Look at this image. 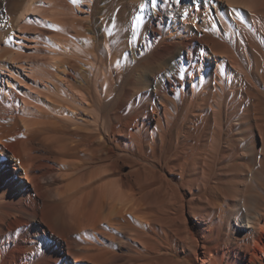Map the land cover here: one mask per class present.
I'll use <instances>...</instances> for the list:
<instances>
[{
  "label": "bare ground",
  "instance_id": "bare-ground-1",
  "mask_svg": "<svg viewBox=\"0 0 264 264\" xmlns=\"http://www.w3.org/2000/svg\"><path fill=\"white\" fill-rule=\"evenodd\" d=\"M0 67V264H264V0H0Z\"/></svg>",
  "mask_w": 264,
  "mask_h": 264
},
{
  "label": "rangeland",
  "instance_id": "rangeland-1",
  "mask_svg": "<svg viewBox=\"0 0 264 264\" xmlns=\"http://www.w3.org/2000/svg\"><path fill=\"white\" fill-rule=\"evenodd\" d=\"M78 54H79V52H78ZM2 68L0 67V88H1V86H2V83H3V81H2V78H3V76L2 75H4L3 73H4V70L2 69ZM106 81L107 82H109V80L108 79H106ZM248 85L247 84H244L242 87H247ZM107 88L109 89V86H107ZM241 95H242V97H245V93H243V91L241 92ZM104 107L108 110V108H109V104L108 103H104ZM231 106H230V104H228V106H227V113H228V115H227V119L224 121V116H223V110L221 111L222 113H220V115H219V122L220 123H222V127L224 128V127H226V126H229V125H232L233 123H234V121H237L236 120V117H233L234 116V114L233 113H231L230 112V108ZM262 112H264V106H263V108H262ZM222 114V115H221ZM155 139H157V137L155 138ZM262 146V147H261ZM256 148L257 149H263L262 151H263V154H260L258 157H259V160L256 162L255 161V163H254V160H252V159H250L251 161H253V162H251L250 160V162L252 163V164H254L255 165V167L256 166H258V167H256L257 169H259V172L257 173V176H256V180H257V182H259V183H264V144L263 145H260V143H257L256 142ZM230 153H231V155H230V157H231V159L233 158V155H235V150L233 149V150H231L230 151ZM249 154V153H248ZM261 156H263V157H261ZM249 158H250V155H249ZM262 159V160H261ZM261 162V163H260ZM258 164V165H257ZM257 183H256V181H254V183H252V185H250V187L247 189V191H246V194H247V196L245 195V197H243L242 198V204H244V205H246V206H248L249 207V205H251V198H250V196L252 195L251 194V192L253 193V192H255V190H256V188L254 187L255 185H256ZM250 194V195H249ZM153 201V200H152ZM156 206V204H154V203H152V207H155ZM222 214L224 215V216H227V214L229 213V207H226V206H224V205H222ZM239 208H240V210L241 211H244V209H245V207L243 206H239ZM220 225V226H219ZM215 226H216V228H215ZM215 226H214V228H213V230H215V232L217 233L218 232V230H219V233H221L222 234V237L221 238H224V239H221V242H223V241H225L226 240V242H227V240H229L230 238H233V236H238V237H240V235H239V231L238 232H236V231H233L232 230V228L230 229L228 226H227V219H226V217L224 218V219H221V220H218L217 222H216V224H215ZM221 227V228H220ZM235 232V233H234ZM215 234V233H214ZM241 234V233H240ZM216 235V234H215ZM224 235V236H223ZM227 236V237H226ZM197 251L199 252V254H202V248H199V247H197ZM201 257V256H200ZM189 262V264H204V263H202L200 260H199V262L197 261L196 263L194 262H192L191 260H189L188 261ZM188 264V263H187ZM226 264H235V262L234 261H230V262H227Z\"/></svg>",
  "mask_w": 264,
  "mask_h": 264
},
{
  "label": "snow or ice",
  "instance_id": "snow-or-ice-1",
  "mask_svg": "<svg viewBox=\"0 0 264 264\" xmlns=\"http://www.w3.org/2000/svg\"><path fill=\"white\" fill-rule=\"evenodd\" d=\"M71 2L75 4V3L78 2V0H71ZM162 2H163V0H162ZM153 4H154V6H155V0H153ZM181 72H183V69H181Z\"/></svg>",
  "mask_w": 264,
  "mask_h": 264
}]
</instances>
